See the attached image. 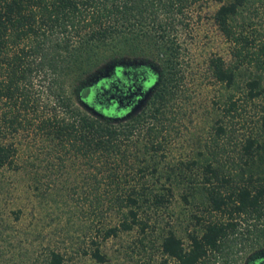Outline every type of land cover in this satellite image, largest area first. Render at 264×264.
I'll list each match as a JSON object with an SVG mask.
<instances>
[{
    "label": "trees",
    "instance_id": "obj_1",
    "mask_svg": "<svg viewBox=\"0 0 264 264\" xmlns=\"http://www.w3.org/2000/svg\"><path fill=\"white\" fill-rule=\"evenodd\" d=\"M196 1L0 0V168L17 167L24 142L55 153L59 162L84 165L92 208L117 213L116 222L97 227L99 240L89 254L98 261L105 259L101 239L133 226L144 229L143 209L160 207L172 193V182H148L146 154L163 145L162 128L182 76L178 35ZM247 1L226 0L211 14L234 60L208 58L209 75L226 93L211 141L200 153L201 184L190 189L201 194L200 230L186 234L187 245L172 230L160 242L177 264H203L235 245L254 249L246 264L264 256V40L255 43L244 24L234 23ZM126 51L143 60L149 52L161 55V66L149 68L154 84L146 106L130 116L121 115L117 100L114 111L104 104L129 68L100 66L124 63L119 59ZM243 65L254 68H247L239 87ZM258 99L256 127L242 133L234 154H223L222 140L233 133L225 121ZM94 100L99 103L92 106ZM77 102L105 106L92 113ZM10 261L4 264H67L64 253L50 246Z\"/></svg>",
    "mask_w": 264,
    "mask_h": 264
},
{
    "label": "rangeland",
    "instance_id": "obj_2",
    "mask_svg": "<svg viewBox=\"0 0 264 264\" xmlns=\"http://www.w3.org/2000/svg\"><path fill=\"white\" fill-rule=\"evenodd\" d=\"M224 1H196L188 7L189 25L179 31L181 80L162 128V148L146 154L148 182H172V193L160 207L143 209L141 215L147 226H133L101 239L99 246L105 259L93 258L89 250L93 241L99 240L97 227L116 222L117 213L113 209L92 208L89 170L84 165L70 160L59 162L55 153L39 151L24 142L20 144L17 167L0 168V264L10 258L16 261L19 256L30 259L49 246L63 252L67 264H177L162 253L160 242L172 230L187 245L186 234L192 229L199 231L200 218L205 216L199 190L191 193L190 189L201 184L200 153L211 141L226 93L225 87L209 75L208 58L218 54L227 62L234 60L229 42L211 17ZM234 23L244 24L255 43L264 40V0H248ZM119 60L149 62L153 69L161 66V55L155 51L149 52L145 60L126 51ZM101 64V68L110 67ZM241 68L244 69L237 78L239 87L249 72L247 68L254 67ZM153 84L152 81L137 106L126 114L120 112L121 115H134L143 109ZM235 97H240L239 88ZM255 102L242 107L240 115L224 118L230 122L233 133L222 140L223 154H234L242 133L256 127L259 99ZM77 104L92 113L99 112L97 109L104 105L94 108L88 103ZM228 250L213 253L203 264H246V258L254 251L240 245Z\"/></svg>",
    "mask_w": 264,
    "mask_h": 264
},
{
    "label": "flooded vegetation",
    "instance_id": "obj_3",
    "mask_svg": "<svg viewBox=\"0 0 264 264\" xmlns=\"http://www.w3.org/2000/svg\"><path fill=\"white\" fill-rule=\"evenodd\" d=\"M109 68H129L123 71L121 78L119 79L118 75L115 79L122 80L120 85L115 84L116 90H111L108 92L111 99H107L104 104L107 105V108L110 109L111 104H115L114 100H117L120 104H122V108H126L130 106L134 102L137 101L140 96V92L146 90L147 84L150 81V70L149 68H154L151 64L146 62L139 61H126L124 63H117L115 65H111ZM119 86V87H118ZM93 89L88 94V99L93 100L92 94ZM95 103H99L96 100L92 102V106ZM117 106V104H115ZM117 110V107H115ZM258 264H264V256L258 259Z\"/></svg>",
    "mask_w": 264,
    "mask_h": 264
},
{
    "label": "water",
    "instance_id": "obj_4",
    "mask_svg": "<svg viewBox=\"0 0 264 264\" xmlns=\"http://www.w3.org/2000/svg\"><path fill=\"white\" fill-rule=\"evenodd\" d=\"M152 82V81H151ZM151 82H149V84H147L146 90H144L143 92H140V96L138 97L137 101L134 102L133 104H131L130 106H127L126 108H123L122 112L123 114L128 113L129 110L133 109L135 106H137L146 96L147 92L150 90V85ZM116 105L115 104H111L110 109L111 111L115 110Z\"/></svg>",
    "mask_w": 264,
    "mask_h": 264
}]
</instances>
